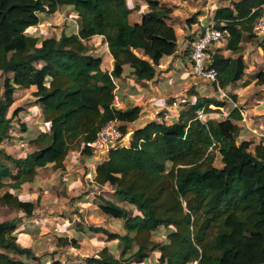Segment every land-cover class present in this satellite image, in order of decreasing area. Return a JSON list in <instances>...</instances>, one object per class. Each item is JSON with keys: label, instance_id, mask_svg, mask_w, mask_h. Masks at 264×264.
I'll return each mask as SVG.
<instances>
[{"label": "trees", "instance_id": "obj_1", "mask_svg": "<svg viewBox=\"0 0 264 264\" xmlns=\"http://www.w3.org/2000/svg\"><path fill=\"white\" fill-rule=\"evenodd\" d=\"M144 1L149 12L131 23L139 6L131 8L128 0H0V72L8 76L0 95V205L33 217L36 203L17 192L34 187L40 169L63 171L75 146L82 156L93 157L86 144L108 122L121 123L126 136L127 124L140 118L141 107H116L114 79L128 65L137 82L151 81L162 59L178 49L173 8L159 0ZM62 7L75 13L77 31L43 37V15L54 16ZM263 7L264 0H240L216 11V28L229 34L227 50L237 54L245 39L256 38L254 25ZM199 16L188 21L189 28ZM199 32L190 37L191 45ZM95 37L108 45L114 59L111 73L102 70V58L86 43ZM258 43L264 50V39ZM211 65L218 72L213 83L218 91L237 86L247 69L243 56L227 58L219 51L211 55ZM255 76L264 86V72ZM32 87L49 131L23 135L19 144L35 149L15 158L2 144L11 137L21 109L11 117L8 113L17 90ZM231 96L238 101L236 94ZM181 106L172 124L149 122L133 132L129 145L111 149L96 166L95 185L114 190V200L98 194L97 206L105 220L122 222L124 234L78 222L72 237L56 236V246L79 250L87 235L101 234L107 243L117 241L121 252L117 257L116 249L107 246L77 264H146L151 253L158 264H264V140L252 153L254 139H238L240 109L229 105L227 118L215 115L226 108L224 101L198 96L195 103ZM213 114L220 119L210 118ZM19 128L23 134L29 131L26 125ZM217 153L221 168L215 165ZM84 201L89 202L74 200ZM23 225L22 218L0 222V264H65L54 252L38 256L22 246ZM161 229L165 241L156 242L153 236Z\"/></svg>", "mask_w": 264, "mask_h": 264}, {"label": "rangeland", "instance_id": "obj_2", "mask_svg": "<svg viewBox=\"0 0 264 264\" xmlns=\"http://www.w3.org/2000/svg\"><path fill=\"white\" fill-rule=\"evenodd\" d=\"M143 2L144 0H128V5L131 8L139 6L138 12L142 13ZM195 2L196 4L192 6L193 10H191V12L186 13L185 15H188L190 20L195 18L197 15H200L198 17L199 26L202 23L200 21H207L209 23L211 21L210 15L212 13V10L206 8L207 2H198L197 0H195ZM197 3L199 4L197 5ZM215 4H217L219 7L229 6L231 4V1L216 0ZM74 14L75 13L71 10H68L67 7H62L54 16L43 15L42 24L41 26H39V32L42 33L43 37L46 38H60L63 32H66L68 34L76 32L78 29V25L72 18L74 17ZM174 24L177 26L179 34H181L180 28L181 26H186V21H184L182 17L174 20ZM198 29L200 30V27ZM246 36L247 35H245V37ZM257 43L258 38H254L252 40L245 39L243 41L242 54L245 55L247 58L246 63L248 67L252 66L255 67V69L257 68L258 70L260 68L264 69V54L263 56L258 57L255 53L256 51L248 50L251 47H257ZM88 45L91 51L100 53L101 55L105 53L107 47L101 39H94L90 44L88 43ZM224 50L225 49H221V52H223ZM227 55L231 54L227 53ZM10 76L11 75H9V77ZM6 77L8 76H3L0 72V95L4 92V80ZM247 77H251V75L247 74ZM197 82L201 85H206L207 87H210V91L213 92L214 98L221 97L220 92L214 87L213 84H209L201 80H197ZM234 89L235 88H233L232 90L230 89L224 91L231 95L233 94ZM242 100L243 103L241 101L240 102L243 105H240L243 108V111L248 112L250 109L252 110L250 111L249 115L246 114L247 122L251 127V130H249L250 134L247 133L245 136L243 135L242 137L247 140L254 139V145L250 149V151L254 153V148L255 145L258 143V140L260 138L263 139L261 136L259 137L258 135H253L255 132L259 133L260 135V129L264 126V116H259L260 114H258V110H264V86L254 85L248 91L243 92ZM129 106H132V104H130ZM226 107H228V104ZM18 108L21 109V112L19 113V118L16 117L13 120V130L11 133L12 135L8 140H6L2 144V147L15 158L25 157V155L35 149L29 147V145L23 148L19 144L21 137L23 135H26L27 137L32 138L37 134V132H44L40 129V127H43L44 129L45 124L42 120L41 109L38 106H35V98L33 97L31 90L19 89L17 91V93L15 94V103L10 108L8 116L11 117L12 113ZM221 118L225 117L221 116ZM250 123H252V125H250ZM19 124L26 125L29 131L23 134L19 128ZM120 126L121 123H118L119 128ZM135 128H137V126H135V123H132L130 126V130H128V134L124 137V141L122 143L123 146H126V144L128 145L134 132L133 130ZM46 129L48 128L46 127ZM240 138L241 133L239 132L238 139ZM79 152L80 149L76 146L72 148V150L69 152L66 158V166L69 167L68 173H65L61 170H55L52 166H49L45 169H40L37 177V186L32 190L30 194L25 193L26 196H24V199H30L37 204V214H35V219L41 220L48 224L50 223L48 221L52 220L53 218H57V221L54 222V225L57 226L58 224H60L62 227L67 226L65 230H68L71 235H74L76 233L73 227L75 228L78 222H81L82 225L88 224L103 227L107 224H113V229L111 228L113 232L124 234L125 230L123 229L122 222L113 220L105 221V218L101 215V212L97 206L98 194H100L104 198L114 200L113 188L107 185L100 190L94 182H91V177L88 175L90 174V172H92L93 168L92 166L86 165V158L82 155H79ZM216 157L217 158L215 161V165L221 168L222 163L220 162L218 153L216 154ZM74 159L75 161H73ZM75 169H78L79 171H74ZM78 177L82 178L83 185L81 187H71L70 182H68L69 179ZM93 185H95V187H92ZM80 197L87 199V201L89 202H74V200L79 199ZM53 200H55L56 202H54L53 205H50L49 202ZM17 218H22L24 222L28 219L25 217V214L22 211L15 210L9 206L0 205V222H5ZM28 225L31 226L33 224L28 223ZM36 228L37 227H35V229ZM43 230L45 231V233L46 231H48L46 230V227ZM163 233L164 230L161 229L158 234L153 236V239L156 242L165 241ZM56 236V233H52L51 231H49L40 239L35 240L33 242L32 249L38 256L43 255V253H45L47 249L51 250L52 252H54V257L58 260L63 261L65 264H77L83 258L88 256H96L99 253L98 249L100 250V248H95V245L93 244L95 242V238H93L94 235L92 234L86 236L88 241L81 242L82 247L80 250H72L70 247L58 248L56 246ZM116 243L118 242L115 241L111 243L112 248H117V250H119L120 244L116 247ZM120 252L121 249L119 250V253ZM116 255L117 257H120V254ZM150 257V261H148L146 264H158V260L156 258L157 255L155 253H151Z\"/></svg>", "mask_w": 264, "mask_h": 264}, {"label": "crops", "instance_id": "obj_3", "mask_svg": "<svg viewBox=\"0 0 264 264\" xmlns=\"http://www.w3.org/2000/svg\"><path fill=\"white\" fill-rule=\"evenodd\" d=\"M159 1L173 8L172 22H173V26L176 30L177 37H178L177 52L173 56L165 57L162 59V61L160 62V65L156 67V76L151 81L137 82L135 79V76L130 74V67L128 65L124 66V74L122 75V77L119 79H114V82L117 86L116 100H115L116 107L119 109H123V110L134 107V106H138L142 108L141 116L135 122V126H137V128H135L133 131L141 127H144L146 124H148L151 121H158V122L165 121L168 125H170L173 123L174 120H177L179 118V113L182 109L181 105L185 103L186 101H191L195 103L198 96L214 98L213 92L210 91V87L199 84L197 80H195L190 75V71H191V59H190V50H191L190 40L191 39L190 37H192L195 33L197 34V32H199L198 28L199 27L201 28L202 24L206 23L207 21H200L202 22L200 26H199V23H197V24L192 25V27L189 28L188 21L190 19L188 15H185V14L193 10L192 6L196 4L195 0H159ZM197 1L207 2L206 8H209L210 10H212V13L213 12L216 13V11L219 8L230 7L232 6V2H235V1L238 2L240 0H230L231 4L229 6H221V7L215 4L216 0H200V1L197 0ZM198 4L199 3H197V5ZM147 12H149V9H148L146 2L144 1L143 2V12L139 13L137 10V12L135 11L133 14H131L130 22L131 23L140 22L142 18V14L144 15ZM182 17H183V20L186 21V26L185 27L181 26L180 28L181 34H179L178 28L174 24V20L182 18ZM196 38H197V35L194 36L193 39L195 40ZM94 39H101L103 41V38L95 37L91 41L86 42V43L90 44ZM262 40L258 39V41H262ZM105 45L107 47L103 55H101L100 53L94 52V51H91V53L93 55L100 56L103 60L102 70L108 71L111 73L114 69V59L109 52L108 45L106 43ZM226 46H227V39L225 38L220 43L216 44L215 46L211 48V54L219 51L227 58L228 57L238 58L239 56H243L246 62L247 58L245 55L242 54L243 43H242V48L240 52L237 54L227 50ZM221 49H225V50L221 52ZM248 50L256 51L255 53L257 54L258 57L263 56L264 54V50L261 47H259V43H257V47H251ZM227 53L231 55H227ZM137 54L139 56H143V58L146 59V57L142 55L141 53L137 52ZM260 71L264 72V69L260 68L257 70V68L255 69V67H252V66L248 67L247 65V69H246L243 80L237 86H230L227 89H225V90H230V89L232 90L233 88H235L233 91V94L237 95V100H238L237 102H235L232 96L229 93L225 92L224 90H219L221 97L215 98L216 100L226 102L228 104V107L232 106L234 108L240 109L243 115V121L239 124L241 130L243 128L242 132L240 131L241 138L243 135L245 136L247 133L250 134L249 130H251V127L249 126V123L247 122L246 114L249 115L250 111H252L251 109L248 112L243 111V108L240 105L243 103L242 95H243V92L248 91L254 85H259L257 83V79L255 75ZM247 74H250L251 77H247ZM25 90H31L33 94V92L36 91V88L32 87L30 89H25ZM130 104H132V106H129ZM228 107L220 108L219 112H217L215 115L218 117H221L220 115L224 114L225 115L224 117L227 118L230 114L229 112H226ZM211 108L214 110L217 109L214 106H211ZM258 114H260L259 116H264V110H258ZM215 115L214 114L213 116L211 115L210 118L216 120V118L218 117H216ZM250 125H252V123H250ZM127 126H128V130H130L131 124H127ZM46 127L48 129H46ZM40 129L48 132L49 125L44 124V129L43 127H40ZM260 130H261L260 135L259 133L255 132L253 136L258 135L260 137L261 135H263L262 133L264 131V126ZM260 139L258 140V143L260 142ZM79 155H81V152H79ZM107 157L108 156L101 157V156H96V155H93V157L91 158L85 157L86 165L92 166L93 168L92 172H90V174L88 175L91 177V182H93L96 166L102 161L106 160ZM73 161H75V159ZM64 165H65V168L63 171L65 173H68L69 167L66 166V160L64 162ZM74 171H79V170L75 169ZM68 182H70L71 187L73 186L81 187L83 185L82 178L80 177L69 179ZM37 184H38V181L36 178V184L34 185V187L30 188V186H24L21 190H19L17 193L19 194L20 198L23 200L32 201L30 199H24L25 198L24 196H26L25 193L30 194L32 190L37 186ZM92 187H95V185H93ZM54 202L56 201L55 200L50 201L49 204L53 205ZM36 210H35L33 217H27L26 214L24 213L25 217L28 218L27 219L28 221L25 219L26 221L24 222V225L20 229L22 233L19 234V243H21L22 246L32 248L33 242L35 240L40 239L42 236L47 234L49 231H51L52 233H56L57 236H61L63 233H66L69 237L73 236L68 232V230H65L67 226L62 227L60 224H58L57 225L58 229H57V226L54 225V222L57 221V218H53L52 220L48 221L50 222V223L47 222L48 224H46L45 222L41 220L35 219V214H37ZM28 223L33 224V225L29 226ZM35 227L37 228L35 229ZM45 227H46V230H48L46 231V233L43 230ZM104 228L113 232L111 230V228L113 229V224H107L106 226L104 225ZM93 238H95V242L93 243L95 245V248H100V250H102L104 247H107V246L112 248L111 243H107L103 240V235L101 234L94 235ZM86 241H88L87 237H85V241L83 242H86ZM116 244L117 245L115 246L117 247L118 243ZM81 247H82V243H81ZM71 249L76 250L73 248ZM115 249H116L115 254H119V250H117V248ZM47 250L43 254L52 252L51 250H48V251ZM100 250L98 249V252Z\"/></svg>", "mask_w": 264, "mask_h": 264}, {"label": "built area", "instance_id": "obj_4", "mask_svg": "<svg viewBox=\"0 0 264 264\" xmlns=\"http://www.w3.org/2000/svg\"><path fill=\"white\" fill-rule=\"evenodd\" d=\"M214 15V12L211 13V21L202 24L199 35L191 45L190 52V75L195 80H201L209 84L217 82L218 79V72L211 65V48L229 36L226 30L223 31L216 28ZM254 34L258 39H264V7L262 15L255 23ZM198 116L200 120H203L205 114L200 111ZM220 116L224 117L225 115L221 114ZM118 123L117 121L108 122L98 132L96 139L86 144L94 155L101 157L108 156L111 149L122 145L125 136L120 131ZM261 137L264 139V134Z\"/></svg>", "mask_w": 264, "mask_h": 264}]
</instances>
